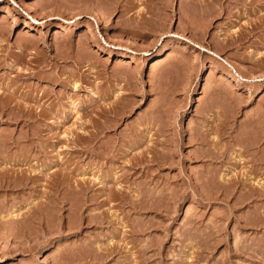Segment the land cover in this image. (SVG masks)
<instances>
[{
  "label": "rangeland",
  "instance_id": "obj_1",
  "mask_svg": "<svg viewBox=\"0 0 264 264\" xmlns=\"http://www.w3.org/2000/svg\"><path fill=\"white\" fill-rule=\"evenodd\" d=\"M25 36L41 50L38 56L31 53L32 47L29 54L25 51L27 56L18 55ZM32 55L39 59L36 65L33 62V71L44 76L33 73L32 83L27 82L39 93H47L46 103L58 108V116L49 117L48 130L37 139L40 146L54 145L59 132H70L72 137L80 129L101 130L103 149L125 143L124 135L128 140L132 134L130 141L139 136L143 141L139 146L130 142L132 150L123 145L129 152L119 153V161L112 165L82 155L72 173L75 179L100 182L96 190L88 191L97 202L107 198L109 186L121 185L130 202L113 199L80 209L73 205L74 193L76 197L67 198L61 208L46 192L62 165L67 167L69 161L75 165L80 153L73 148L62 152L60 144L53 152L22 156L29 146L24 137L29 126L18 117L22 110L8 106L3 113L0 108V264H264V242H259L264 240V196L243 181L219 184L224 176L253 168L249 161H236L240 151L255 149L264 166V0H0L1 102L18 84L25 86L17 66L31 67L24 61ZM71 70L78 73L72 79L80 86L78 92L45 75L48 71L67 76ZM233 73L244 79L231 81ZM110 107L112 112L107 110ZM106 120L115 125H106ZM137 124L141 129L150 127L143 134L149 131L154 138L155 132L160 134L158 139L164 143L157 148L166 155L155 164L147 161L148 169L141 165L127 182L102 178L112 166L121 174L120 165L129 168L126 160L154 141L137 135ZM105 134H110L108 140ZM58 156L67 161L56 163ZM262 172L258 178L264 182ZM38 176L42 178L34 183ZM142 187L157 191H150L154 194L146 199L152 207L144 198L148 208L129 204L130 197L138 202L137 189ZM101 214L108 221H89ZM113 242L122 247L103 262L92 261L90 254Z\"/></svg>",
  "mask_w": 264,
  "mask_h": 264
},
{
  "label": "bare ground",
  "instance_id": "obj_2",
  "mask_svg": "<svg viewBox=\"0 0 264 264\" xmlns=\"http://www.w3.org/2000/svg\"><path fill=\"white\" fill-rule=\"evenodd\" d=\"M97 6V5H96ZM9 15H12L11 13L12 12H7ZM6 16L8 17V15L6 14ZM64 25H65V28H66V24L64 23ZM63 24H62V26H60V29H63L64 30V26ZM69 27L67 26V28H66V31H67V29H68ZM8 30V29H7ZM60 31V30H59ZM61 33L63 32V31H60ZM60 32H58V33H60ZM30 36H28V37H26L25 36V40H24V38H21L22 40L21 41H23L21 44H22V49H21V51L19 52V54L18 55H22V53L25 55V56H27V54H25V51L27 52L28 51V49L29 48H34V50L35 51H32L31 53H36L35 55H37L38 56V54L37 53H39L40 54V52H41V50H40V52H39V50H38V48H36V46H34L33 44H32V38H29ZM44 42V41H43ZM32 45H31V44ZM41 43V42H40ZM20 44V45H21ZM43 44V43H42ZM45 45V44H44ZM21 48V47H20ZM16 53H18V52H16ZM28 54H29V52H27ZM30 53V54H31ZM47 54V53H46ZM35 55H32L31 57H29V59L28 60H26L23 56H21V57H23V59H25V61L24 62H26V61H28V63L31 65V67L28 65V67L26 66L25 68H23V67H20V66H17V69H18V71H17V75H19V76H24V80H26V82H25V86H22V84L24 83V82H22V84H18L17 85V87L14 89V91H13V93L11 94H9V96H7V97H5L4 99H6L5 101H3V102H1L0 101V108H1V110H3V111H1V112H3V113H6L5 112V110H4V108H8V106H15V107H18L20 110H22V114L20 115L19 114V118L21 117V119H23V121L25 122V124L26 125H28L29 126V130H27V132H26V134H25V138H26V140H27V142H28V144H29V146L27 145V144H25V145H27L28 146V149L26 150V152L22 155V156H24V157H31V156H33V155H36V153H38V152H41V153H43L44 151H46V152H53L54 151V149H56V147L58 146V145H60L61 144V148H62V152H65V153H69V151H71L69 148H73V151L74 152H77V153H80L79 154V156H77L76 155V157H78V159L76 160V162L74 163L75 165H71V164H68L69 162H67V167H66V165H64L63 164V162L65 163L67 160H65V158L64 157H59L58 156V161L59 162H56V163H60L62 166H63V168H62V170L61 171H57L56 172V177L53 179V181L51 182V184H50V190L48 191V192H46L47 193V195L46 196H49L50 198H53V202L55 203V204H57V205H59L61 208H63L65 205H66V203H67V198H69L70 196H73L74 195V193H76L77 194V200H78V202H76L75 201V199L74 200H72V201H75L74 202V204L73 205H75V203H76V208H80L81 209V207L82 206H86V207H91L90 205H93L94 203H96L97 205H103V204H108L109 202H111V200H113V199H120V201L124 204V203H126V202H130L128 199L129 198H127V193L128 192H126V190L125 189H123V187H124V185H121L120 187L119 186H107V184H106V186L109 188L108 189V196H107V198L106 199H104V200H102V199H100V200H102L101 201V203L98 201L97 202V197L95 196V194H92V195H89V193H88V191H90L91 192V190H96V188H95V186H97L98 185V183L100 184V182L97 180H94V181H92V180H88V179H86V178H82V179H79V178H77V179H75V178H73L74 176H73V172L74 171H76L77 169H78V166H79V164L81 163L80 161H79V159H81V156L83 155V157H87V156H89L90 154L92 155V156H97V157H99L100 159H104L106 162V165H108V163L110 164V165H112V164H114V163H112L111 164V162H114V161H116V158H117V155L120 153L122 156L125 154H127L128 152H129V150L128 149H124V148H122L123 147V145H125V146H127L128 145V147L129 148H131V150H132V147H133V145L131 144L132 143V141L134 140V137H133V140L132 141H130L131 140V138H132V134H131V137L130 136H128V140L127 139H125V135H124V140H125V143H122V139L120 140L121 141V144H120V142H119V140H118V142H119V146L118 147H116V144L114 145V146H112V144L111 145H108L106 148L107 149H103V145L105 144L102 140L100 141L99 140V134H100V132H101V130H96L95 132H94V130H92V131H85L84 129L81 131V129L80 130H78L79 132H76V130H74L73 132H75L73 135H72V137L70 136V132H68V133H61L60 134V132L58 133V132H56V138H57V140L55 141L56 143L54 144V145H49V143H47L50 147H51V150H49L48 151V149L49 148H47V147H49V146H46V145H43V146H40V144H39V142L37 141V139H39V138H41V136L43 135V133L46 131V130H48V120H49V117H54L53 116V113H56V115L58 114V108H56L55 107V104L53 105V104H51V103H49V104H47L46 102H47V100L45 101V98L44 97H46L48 94L47 93H45V92H43V93H39V91L38 90H35L36 88H34V90H33V88L31 87L32 85L31 84H29L28 82H29V80H30V83H32V81H31V79H33V77H35L34 76V74H38V70L37 71H33V69H32V66H33V62H34V64H35V62H38L39 61V59H38V61H37V58L36 57H34ZM17 56V55H16ZM46 56V55H45ZM27 57V58H28ZM17 58H18V56H17ZM38 58H40V57H38ZM83 58V57H82ZM18 60H21L20 58L18 59ZM47 59H45V61H46ZM42 61H44V58L43 57H41V62ZM41 62L39 63V64H41ZM42 63H46V62H42ZM157 64H159V63H161L160 61H159V63L158 62H156ZM19 64H22V66H24L23 65V62L22 63H20L19 62ZM37 64V63H36ZM35 64V65H36ZM38 64V65H39ZM26 65V64H25ZM43 65V64H42ZM53 66V65H52ZM14 67H16V66H14ZM48 67V66H47ZM36 68V67H35ZM46 68V67H45ZM14 69V68H13ZM52 69V68H51ZM50 70V69H49ZM77 70V69H76ZM14 71V70H13ZM41 71V70H40ZM43 71V70H42ZM41 71V72H42ZM46 72V71H45ZM54 72V71H53ZM34 73V74H33ZM51 73V74H50ZM50 73H48V71L45 73V75L46 76H49V77H51V79H53L54 81L56 80V81H60V83L64 86V87H72V92L74 91V92H78L79 90H80V86L77 84V82H72V79L75 77V76H77V75H75V74H78L77 73V71H75V70H71L70 72H69V74L67 75V76H65V75H63L64 74V72L62 73V74H57V72H55L54 74H52V72H50ZM40 75H43L44 76V73H39ZM38 74V75H39ZM66 74V73H65ZM38 75H36V77L38 76ZM18 77V76H17ZM42 76H39V78H41ZM48 77V78H49ZM229 77H230V79H231V81H233V82H241L243 79H244V77L241 75V74H230L229 75ZM38 78V77H37ZM45 78V77H44ZM76 78V77H75ZM75 80V79H74ZM28 81V82H27ZM52 81V80H51ZM76 81V80H75ZM36 82V81H35ZM28 83V84H27ZM11 84V83H10ZM37 84V83H36ZM27 86H30L31 88H29V89H26V87ZM21 88H25L26 89V91H21L20 89ZM52 90V89H51ZM50 91V90H49ZM69 91V90H68ZM19 92H21V94L19 93ZM51 93H53V92H51ZM58 93V92H57ZM69 93V92H68ZM71 93V92H70ZM69 93V94H70ZM108 93V92H107ZM47 94V95H46ZM74 95V94H73ZM77 95V94H76ZM22 97L23 99H18L17 97ZM58 96V95H57ZM65 96H67L66 94H62V97H65ZM70 96V95H69ZM103 96V95H102ZM106 96V95H105ZM70 97H72V96H70ZM108 97V96H107ZM43 98H44V101H43V104L41 105V108H38V106H36V104L38 103V102H40L41 100H43ZM100 98H101V96H100ZM109 98V97H108ZM31 101H33V103L31 102ZM74 103V102H73ZM101 103V102H100ZM103 103H105V102H102V104ZM107 103V102H106ZM38 105V104H37ZM95 105V104H94ZM97 105H99L98 103H97ZM101 105V104H100ZM40 107V106H39ZM100 107V106H99ZM113 107V106H112ZM10 108V107H9ZM55 108L57 109V111L55 110ZM101 108V107H100ZM99 108V109H100ZM103 108H105V107H103ZM102 108V109H103ZM63 108L62 107H60V113H61V111H63L62 110ZM102 109H100L101 111H102ZM115 109V108H114ZM108 110V112H112L111 111V107L109 108V109H107ZM107 110H104L103 109V112H105V111H107ZM113 110V109H112ZM7 111V110H6ZM19 111V110H18ZM100 111V112H101ZM21 112V111H20ZM97 112H98V110H97ZM8 113V112H7ZM10 113V112H9ZM105 113H107V112H105ZM2 114V113H1ZM98 114V113H97ZM113 114V113H112ZM115 114V113H114ZM100 115V114H99ZM102 115H103V113H102ZM58 116V115H57ZM64 116V115H63ZM110 116V115H109ZM108 116V118H110ZM17 117V116H16ZM67 117V114L65 113V117H63L64 119ZM101 117V116H100ZM104 117V116H103ZM58 118V117H57ZM105 118V117H104ZM113 117L111 116V119H112ZM20 119V120H21ZM60 119V118H59ZM67 119V118H66ZM99 119V118H98ZM101 120V119H100ZM103 120V119H102ZM105 120V119H104ZM109 120V119H108ZM108 120H106L105 122L107 123V121ZM113 120V119H112ZM112 120H110L111 121V123H112ZM117 120V119H116ZM56 121H58V119L56 120ZM61 121V120H60ZM90 121V120H89ZM88 121V122H89ZM99 121V120H98ZM114 121V120H113ZM103 122V121H102ZM102 122L100 123L101 125H102ZM145 123L147 122L148 123V121H144ZM144 122H141V123H139V124H142V123H144ZM59 123H61V122H59ZM63 123V122H62ZM95 123H97V119H96V122ZM106 123H103V124H106ZM109 123V125H111L110 124V122H108ZM108 123L106 124V125H108ZM146 123V124H147ZM149 125H152L151 124V121L149 120ZM99 124V123H98ZM112 124H114L115 125V123L113 122ZM153 124H154V122H153ZM106 125H102L103 126V128L106 126ZM114 125H111V126H114ZM143 126H144V124H142ZM141 125V126H142ZM148 125V124H147ZM147 125H146V127H147ZM48 126V127H47ZM64 126V125H63ZM92 126H94V125H92ZM137 126H139L138 124H137ZM136 126V127H137ZM60 126L58 125V128H59ZM108 128H110V126H107ZM145 127V128H146ZM57 128V127H56ZM96 128V127H95ZM97 128H99L98 126H97ZM144 128V129H145ZM148 128V130H150L149 128L150 127H147ZM152 128H154V127H152ZM53 129V128H52ZM93 129V128H92ZM107 129V128H106ZM105 129V130H106ZM137 129V128H136ZM144 129L142 128H140V126L138 127V129L136 130V131H140L139 132V134H137V135H141L144 139H145V137L146 138H149V140H150V138H153V142L151 141V145L149 146L148 144H147V147H148V149L147 150H145V149H143L144 151H141V152H139V154H136V155H132L133 157L132 158H129L128 160H126V161H128L129 162V168L128 167H126V166H128V165H124V166H122V165H120L121 167H123V169L121 170V169H119V170H121V174H117V173H119V172H117V171H115V168H113V166L108 170V172H110L109 174H104L103 176H102V178H104V179H108L109 178V180H113V179H117L116 181H118V180H121V182H127L129 179H130V177L133 175V174H135V173H137V171H138V169L140 168V166L142 165V167L145 169L149 164H146L147 163V161L150 163H152V164H155L156 162L158 163L159 162V160H160V158L161 157H163L162 155L163 154H165V152L163 151V150H160V149H158L157 147V145L159 144V143H164V141H162V140H160V139H158L159 137H158V134L159 133H157V132H155L156 134H157V136H156V138H154L155 136H154V134L153 133H149V131L148 132H146V133H148V134H143L142 132L144 131ZM224 129V128H223ZM159 130V129H158ZM225 130V129H224ZM50 131V130H49ZM56 131V130H55ZM64 131V130H63ZM108 131V130H107ZM136 131H134L135 133H137ZM146 131V130H145ZM152 131V130H151ZM157 131V130H156ZM113 132H115V131H113ZM47 133V132H46ZM103 133V132H102ZM135 133H133V134H135ZM54 134H55V132H54ZM111 134V133H110ZM109 134V135H110ZM112 134H114V133H112ZM111 134V135H112ZM121 134V133H120ZM128 134H130V133H128ZM108 135V136H109ZM136 135V134H135ZM136 135V136H137ZM160 135V134H159ZM102 136V135H101ZM104 136H106V139H107V135L105 134ZM127 136V135H126ZM135 136V137H136ZM43 137V136H42ZM140 137V136H139ZM136 138L135 139V142H134V144H137V143H139V144H137V146H139V145H141V143H142V139H140V138ZM141 137V138H142ZM261 137V136H260ZM100 138H102V137H100ZM118 138H120V136L118 137ZM205 138V137H204ZM259 138V137H258ZM82 139H85V141L83 142L82 141ZM114 139H115V136H114ZM155 139H156V141H155ZM17 140L18 139H15V143H18L17 142ZM71 140H72V142L73 143H75V144H73V145H71L70 146V144L68 143L69 141H70V143H71ZM108 140V139H107ZM109 140H113L112 139V137H111V139H109ZM123 140V141H124ZM142 140V141H141ZM201 140V139H200ZM259 140V139H258ZM257 140V141H258ZM261 140V139H260ZM47 141V140H46ZM80 141H82V142H80ZM98 141H100V143L98 144ZM202 141H203V139H202ZM204 141H206V138L204 139ZM255 141V140H254ZM54 142V141H53ZM108 142V141H107ZM112 142V141H111ZM131 142V143H130ZM66 143H68V144H66ZM113 143V142H112ZM117 143V142H116ZM146 143H147V141H146ZM205 143V142H204ZM254 143V142H253ZM252 143V144H253ZM256 143V142H255ZM255 143H254V145H255ZM72 144V143H71ZM230 144V143H229ZM66 145H68V146H66ZM258 145V144H257ZM81 146V147H80ZM102 146V147H101ZM106 146V144L104 145V147ZM136 146V145H135ZM168 147H169V145H167ZM252 146V145H251ZM68 149H67V148ZM102 148L101 150L102 151H98V150H100L99 148ZM162 147V146H161ZM226 147V146H225ZM259 147V146H258ZM36 148H39V149H36ZM43 148V149H42ZM218 148H220V147H218ZM248 148V147H247ZM39 150V151H38ZM106 150V151H105ZM219 150H222V148L221 149H219ZM255 150V149H254ZM254 150L252 149H250L249 150V148H248V150L246 149L244 152H242L241 153V151H240V153H238V155H236V161H240L239 163L241 164L242 162L241 161H249V162H251L252 163V166L251 167H253L252 169H249V170H247L246 172H243V173H239V174H237V175H235L234 177H225L224 176V178H222L223 179V182L222 183H219V184H221V186L223 187V184H227V182H229V183H236V182H241V181H243L244 183V185H245V187L247 186V185H249L248 187H250V185L252 186L251 187V189L253 188V191H255L259 196H264V182L263 181H261V178H258V177H261L260 175H261V172L262 171H264V166H263V163H262V160H261V158L258 156V153L256 154V152H254ZM213 151V150H212ZM227 150H223V151H221V153L223 152V153H225ZM253 151V152H252ZM35 152V154H33ZM208 152H210V151H208ZM220 152V151H219ZM45 153V152H44ZM58 153V152H57ZM204 153V152H203ZM255 153V154H254ZM40 154V153H39ZM59 154H60V150H59ZM216 154V153H215ZM166 155V154H165ZM37 156V155H36ZM60 156H61V154H60ZM66 156V155H65ZM207 156V155H206ZM245 156V157H244ZM39 157V156H38ZM73 158H74V156H72ZM72 157H71V159H72ZM82 157V158H83ZM96 157V158H97ZM213 157V156H212ZM57 158V157H56ZM95 158V157H94ZM120 158V157H119ZM264 158V157H263ZM48 159V158H47ZM68 159V158H67ZM70 159V160H71ZM99 159V160H100ZM123 159H126V158H123ZM162 159V158H161ZM53 160V159H52ZM65 160V161H64ZM95 160V159H94ZM97 160V159H96ZM98 160V163L100 162ZM118 161H119V159H117ZM49 161V160H48ZM48 161L46 162L48 165L50 164V163H48ZM118 161H116V162H118ZM163 161V160H162ZM50 162V161H49ZM96 162V161H95ZM94 162V163H95ZM102 162V161H101ZM115 162V163H116ZM125 162V161H124ZM123 162V163H124ZM165 162V161H164ZM167 162V161H166ZM44 163V162H43ZM71 163V162H70ZM73 163V162H72ZM97 163V162H96ZM95 163V164H96ZM97 163V164H98ZM262 163V164H261ZM52 164V163H51ZM119 164H121V163H119ZM128 164V163H127ZM144 164V165H143ZM261 164V165H260ZM100 165V164H99ZM102 165H104V161L102 162ZM116 165V164H115ZM114 165V166H115ZM118 165V164H117ZM61 166V167H62ZM101 166V165H100ZM139 166V167H138ZM213 166V165H212ZM65 167V168H64ZM125 167H126V169H125ZM150 167V170L152 169L151 168V166H149ZM100 168H102V167H100ZM120 168V167H119ZM129 170H128V169ZM154 168V167H153ZM232 168V167H231ZM103 169H106V168H103ZM108 169V168H107ZM125 169V170H124ZM142 169V168H141ZM144 169H143V172H146V171H144ZM146 169H148V168H146ZM156 169V168H155ZM107 171V170H106ZM130 171V172H129ZM139 171H140V169H139ZM149 171V170H148ZM155 171V170H154ZM210 170H208V171H206V173L207 174H210V172H209ZM214 171V170H213ZM195 172V171H194ZM217 172V171H216ZM240 172V171H239ZM252 172V173H251ZM75 173V172H74ZM150 173V172H149ZM215 173V172H214ZM213 173V175H215ZM226 173V172H225ZM262 173H264V172H262ZM145 174V173H144ZM148 174V173H147ZM146 174V175H147ZM150 175V174H149ZM148 175V176H149ZM227 175V174H226ZM73 176V177H72ZM208 176H210V175H208ZM208 176H206V179L208 178ZM150 177V176H149ZM200 177V176H199ZM212 177V176H211ZM211 177L209 178V179H211ZM42 177H39L38 176V178L36 177V178H34V180L32 179V181L34 182V183H37V180H39V179H41ZM96 178V177H95ZM99 178V177H98ZM97 178V179H98ZM151 178V177H150ZM202 178H203V175H202ZM51 179V178H50ZM201 179V178H200ZM208 179V180H209ZM215 179V178H214ZM218 179V178H217ZM101 180V179H100ZM115 180H113V182L115 181ZM158 180V179H157ZM197 180H199V179H197ZM104 181V180H103ZM102 181V182H103ZM160 181V180H159ZM211 181V180H210ZM101 182V183H102ZM107 182H109L108 180H107ZM121 182H119L120 184H121ZM205 182H207V181H205ZM221 182V181H220ZM104 183V182H103ZM102 183V184H103ZM111 183H112V181H111ZM115 183V182H114ZM118 183V184H119ZM208 183V182H207ZM209 184V183H208ZM211 184V183H210ZM242 184V183H241ZM105 185V184H104ZM114 185V184H113ZM117 185V184H116ZM139 185V184H138ZM148 185V184H147ZM232 185V184H231ZM99 186V185H98ZM144 186H146V185H144ZM149 186V185H148ZM211 186V185H210ZM210 186H208V187H210ZM220 186V185H219ZM100 187H103L102 185L100 186ZM107 187H105V189H107ZM217 188H219L218 186H216ZM222 187H220L221 189H222ZM244 187V186H243ZM129 188V187H128ZM139 188V187H138ZM146 188H148L147 186H146ZM146 188H144L143 189V187H142V189L141 190H139V189H137V192H138V194H137V197L139 198V196H140V198L139 199H137V197H136V199L138 200V202L136 201H134V199H133V202H132V198L133 197H130L131 198V203H129V204H132V207H138V208H140L139 206H141V208L143 209V207H145V205L143 204V203H145V202H143V198L145 199V201H146V199L147 200H149L148 199V197L147 196H149V198H150V196H153V194L155 193V191L153 190V189H151L150 187V190L149 189H146ZM154 188H155V186H154ZM203 188V187H202ZM101 189V188H100ZM211 189V188H210ZM242 189H244V188H242ZM134 190V189H133ZM158 190V189H157ZM219 190V189H218ZM241 190V189H240ZM250 190V189H249ZM153 192L154 191V193L152 194L151 192ZM163 191V190H162ZM215 191V190H214ZM248 191V190H247ZM252 191V192H253ZM69 192H71L70 194H69V196H68V193ZM136 192V191H135ZM173 192V191H172ZM175 192V191H174ZM207 192V191H206ZM126 193V194H125ZM214 193V192H213ZM217 193V192H216ZM245 193H247V192H245ZM250 193V192H249ZM249 193H247V194H249ZM130 194V193H129ZM155 194H157V191H156V193ZM168 194V193H167ZM250 194H252L253 195V193H250ZM102 195V194H101ZM131 195V194H130ZM133 195H136L135 193L133 194ZM161 195V194H160ZM165 195V194H164ZM169 195V194H168ZM170 195H171V193H170ZM173 195H175L174 193H173ZM246 195V194H245ZM73 196V197H74ZM155 196V195H154ZM146 197V198H145ZM165 197V196H164ZM100 198V197H99ZM154 198V197H153ZM155 198H156V196H155ZM154 198V199H155ZM245 199H246V197H244ZM250 198V197H249ZM151 199V198H150ZM163 199V198H162ZM156 200V199H155ZM248 200V199H247ZM95 201V202H94ZM49 203V202H48ZM87 203H90L89 205H87ZM113 203V202H112ZM121 203V204H122ZM146 203H148L147 201H146ZM152 203V201H150V203H148V204H150V207H152L151 205H153V204H151ZM54 204V205H55ZM96 204H95V206H96ZM238 204V203H237ZM52 205V204H51ZM157 205V204H156ZM50 206V205H49ZM121 206V205H120ZM52 207V206H51ZM53 207H55V209L56 208H60V207H56V206H53ZM131 207V206H130ZM131 207V208H132ZM149 207V206H148ZM147 207V205H146V208H148ZM95 208V207H94ZM140 208V209H141ZM254 208V207H253ZM259 208H260V206H259ZM75 209V208H74ZM135 209V208H134ZM145 209V208H144ZM257 209V208H256ZM249 210V209H248ZM54 211V210H53ZM55 211H57V210H55ZM76 211V210H75ZM257 211H258V209H257ZM263 212V211H262ZM262 212H260L259 211V213H261L262 214ZM258 213V214H259ZM261 215H259V217H260ZM90 219H89V221L90 222H97V223H104L105 221H108V220H106V219H108V218H106L105 216H103V214H101V215H94V216H91V217H89ZM110 218V217H109ZM258 219V218H257ZM245 220V219H244ZM260 220V219H259ZM262 220L263 221H261V222H263L264 223V215H263V217H262ZM138 221V220H137ZM112 222V221H111ZM260 222V221H259ZM262 223V224H263ZM139 224V223H138ZM223 226V225H222ZM148 227V226H147ZM136 227H132V230L133 231H136V229H135ZM197 229V228H196ZM196 234V233H195ZM210 234V233H209ZM212 234V233H211ZM259 237V236H258ZM264 237V236H263ZM139 240V239H138ZM141 240V239H140ZM111 241V240H110ZM262 241V243H261V245H263V242H264V240H260L259 242H261ZM151 242V241H150ZM253 242V241H252ZM215 245V244H214ZM261 245H260V247H261ZM151 246H152V244H151ZM121 248L122 247V245H120L118 242H113V243H108L106 246H104V247H100V250H98L97 249V251L95 250L92 254H90V257H91V259H92V261H93V259L94 260H101L102 262L104 261V259L106 258H108V256H110V255H112L114 252H116L117 251V249L118 248ZM144 247V246H143ZM130 248V247H129ZM132 248V247H131ZM140 248H142V247H140ZM248 248V247H247ZM264 247L262 246V248H261V250L263 249ZM148 249V248H147ZM255 249V248H254ZM92 250V249H91ZM86 251H88V250H86ZM143 252V253H142ZM263 252H264V250H263ZM262 252V253H263ZM141 253L144 255V253H146V251H144V249H142V251H141ZM140 253V254H141ZM261 253V252H260ZM83 255V254H82ZM264 255V254H263ZM90 257H88V258H90ZM145 258H147V257H145ZM146 260V259H145ZM127 261V260H126ZM125 261V262H126ZM129 261V260H128ZM264 261V260H263ZM133 263V262H132ZM261 264V263H260Z\"/></svg>",
  "mask_w": 264,
  "mask_h": 264
}]
</instances>
